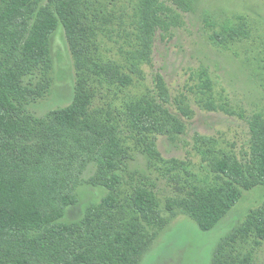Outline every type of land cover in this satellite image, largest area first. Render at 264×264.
Returning <instances> with one entry per match:
<instances>
[{
	"label": "trees",
	"instance_id": "16d2710c",
	"mask_svg": "<svg viewBox=\"0 0 264 264\" xmlns=\"http://www.w3.org/2000/svg\"><path fill=\"white\" fill-rule=\"evenodd\" d=\"M93 3L90 0H0V264H141L177 212L186 215L202 232H211L251 190L264 186V116L248 121L250 143L244 158L223 156L209 161L211 182L194 187L190 197L168 200L165 212L152 190L132 175L121 174L130 147L118 135L119 121L109 104L94 108L97 86L128 87L133 80L122 68L101 57L92 58L95 43L83 32ZM170 5V6H169ZM171 5L188 11L190 0H140V20L135 27L138 47L130 72L149 61L155 32L167 31ZM63 27L77 69L71 103L37 120L26 110L31 99L50 87L53 63L50 39ZM82 26V27H81ZM214 32V42L249 36L244 25ZM37 78L34 82L33 78ZM203 87L208 88L204 82ZM170 96L160 75L153 90L124 104L128 138L149 163L160 161L158 136L174 139L183 124L168 109ZM204 106L216 110L213 103ZM177 110L187 116V107ZM82 138L92 147L89 158L95 172L86 184L105 192L85 204L81 216L67 220L78 205L76 196L57 187L59 175L44 169L47 151L55 143ZM88 140H87V139ZM174 164L176 163L173 160ZM264 239V204L253 209L226 241L220 243L211 264H245L234 255L236 240Z\"/></svg>",
	"mask_w": 264,
	"mask_h": 264
},
{
	"label": "rangeland",
	"instance_id": "374dc122",
	"mask_svg": "<svg viewBox=\"0 0 264 264\" xmlns=\"http://www.w3.org/2000/svg\"><path fill=\"white\" fill-rule=\"evenodd\" d=\"M190 1L188 11L171 5L169 16L176 13L178 20L168 22L167 31L155 32L149 61L139 65V73L130 72V66L137 60L133 55L138 47L135 27L140 20V0H90L93 5L81 33L96 45L92 58L99 56L116 63L133 80L125 88L106 83L97 86L93 106L106 109L109 104L111 117L120 124L118 135L125 137L130 147V158L120 172L144 182L163 212L168 200L188 198L194 187L212 181L208 166L211 159L227 155L244 158L250 143L248 121L256 114L264 116V0ZM46 2L39 0V4ZM238 25H244L248 37L223 44L211 38L214 32L225 33L224 27ZM50 54V87L26 106L27 112L40 121L68 106L74 95L77 69L61 25L51 36ZM157 75L163 78L170 96L168 109L178 116L184 130L174 134L173 140L158 136L156 148L161 160L149 163L128 138L123 110L129 99L152 92ZM204 82L208 88L202 86ZM205 101L213 103L216 110L204 106ZM178 104L187 107V116L177 110ZM81 140L82 145L75 149L71 141L65 145L55 143L44 159L46 175L54 167L53 174L60 177L57 187L60 182L65 195L78 199V205L68 211V221L81 216L86 203L105 194L86 184L94 175L95 163L89 158L92 147L84 138ZM263 204L261 186L247 193L211 232H202L194 221L176 211V218L141 264H211L220 243L251 210ZM236 254L245 259V264H264V239L238 238Z\"/></svg>",
	"mask_w": 264,
	"mask_h": 264
}]
</instances>
